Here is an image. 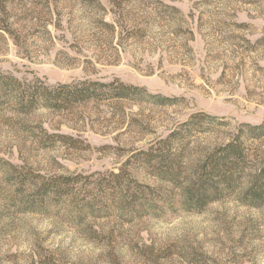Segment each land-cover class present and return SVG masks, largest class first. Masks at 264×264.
Here are the masks:
<instances>
[{"label":"rangeland","instance_id":"obj_1","mask_svg":"<svg viewBox=\"0 0 264 264\" xmlns=\"http://www.w3.org/2000/svg\"><path fill=\"white\" fill-rule=\"evenodd\" d=\"M262 38L264 0H0L1 73L49 86L118 80L173 98L169 104L140 96L91 99L28 115L16 114L12 102L6 106L0 112V264L45 258L56 264H264V202L249 205L236 192L191 210L175 188L135 167V179L176 211L131 219L117 211L77 226L61 216L22 212L10 199L25 173L116 172L133 151L195 112L221 123L200 135L195 150L223 142L238 124L261 123ZM43 132L70 136L82 148L52 144Z\"/></svg>","mask_w":264,"mask_h":264},{"label":"trees","instance_id":"obj_2","mask_svg":"<svg viewBox=\"0 0 264 264\" xmlns=\"http://www.w3.org/2000/svg\"><path fill=\"white\" fill-rule=\"evenodd\" d=\"M137 96L160 104L173 101V98L144 94L142 88L118 80L85 79L49 86L41 81L23 82L0 72V112L11 102L16 114L28 115L39 107L61 110L91 99ZM219 121L204 112L192 113L166 136L133 151L116 172L111 170L96 177L77 173L50 176L25 173L10 199L22 212L61 216L76 226L88 219L108 218L117 211L130 219L144 215L160 217L176 211V206L163 202L151 186L135 179L131 170L136 167L159 184L175 188L179 203L191 210H200L234 192L245 203L257 206L264 202V150L260 148L264 119L259 124H238L223 142L192 149L200 135L220 126ZM43 136L52 144L61 142L82 148L79 140L67 135L43 132ZM37 264L56 263L45 258Z\"/></svg>","mask_w":264,"mask_h":264}]
</instances>
